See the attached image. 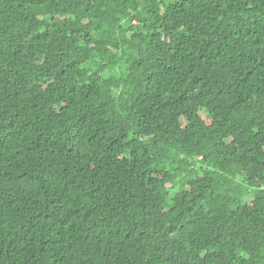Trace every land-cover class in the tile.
Here are the masks:
<instances>
[{"label": "trees", "instance_id": "trees-1", "mask_svg": "<svg viewBox=\"0 0 264 264\" xmlns=\"http://www.w3.org/2000/svg\"><path fill=\"white\" fill-rule=\"evenodd\" d=\"M0 264H264V0H0Z\"/></svg>", "mask_w": 264, "mask_h": 264}, {"label": "bare ground", "instance_id": "bare-ground-1", "mask_svg": "<svg viewBox=\"0 0 264 264\" xmlns=\"http://www.w3.org/2000/svg\"><path fill=\"white\" fill-rule=\"evenodd\" d=\"M53 54V53H52Z\"/></svg>", "mask_w": 264, "mask_h": 264}]
</instances>
